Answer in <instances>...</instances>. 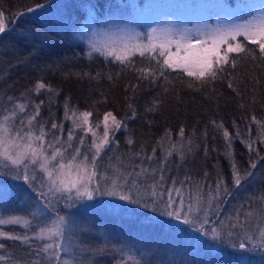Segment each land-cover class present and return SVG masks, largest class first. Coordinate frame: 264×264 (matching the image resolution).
Listing matches in <instances>:
<instances>
[{
    "label": "trees",
    "instance_id": "obj_1",
    "mask_svg": "<svg viewBox=\"0 0 264 264\" xmlns=\"http://www.w3.org/2000/svg\"><path fill=\"white\" fill-rule=\"evenodd\" d=\"M116 1L119 0H0V9H3L6 17L15 14V19L8 24L10 30L0 34V117L16 103L44 100L40 119L50 127L53 121H64V104L68 100L70 108L80 112L92 111L90 121L96 123L107 111H113L117 118L129 116L132 110L128 105L132 104L136 117L126 121L127 130L122 128L116 133L119 148L111 154L116 158L105 159L104 169L115 176L122 169L131 171L129 165L165 167L166 177L183 180L188 175L193 182L203 185L205 192L208 186L215 188L217 180L222 178L233 193L221 213L225 226L220 227L227 228L232 222L230 216L233 211L264 190V160L250 153L242 142L249 138L246 129L250 125L251 139L260 148V156H264V144L257 140L258 126L251 121L253 115L264 121V61L253 60L251 56L238 58L237 68L231 76L225 75L200 91L189 87L191 78L180 74L179 70L169 71L168 81L160 79L150 85L147 81L138 80L139 74L131 67L109 62L98 53H94L92 58L86 55L89 40L93 38L81 25L86 19L89 21L91 14L99 20ZM90 4L97 5L98 13H93L87 7ZM93 25L101 24L94 22ZM133 59L136 67L149 66L146 57L136 56ZM83 73L91 75H78ZM96 73H100V76L94 79ZM109 75L112 79L108 78ZM37 81L51 85L59 94L42 91L37 96L29 92ZM230 81L234 88L228 87ZM131 85H139L135 93ZM154 100L159 101L156 109L146 111ZM213 120L217 123L222 121L234 137L237 130L241 134L240 138L233 140L231 158L225 155V139L221 130L212 124ZM181 127L185 130L183 140L179 136ZM166 130H170L167 138ZM129 137L134 141L132 144L126 143ZM189 139L193 151L181 161L179 146L181 143L187 146ZM158 141L162 142L163 147L157 146ZM172 143H176L177 148L171 157H167L169 163L158 164L157 159L162 161L166 157ZM154 147L155 157L147 160L145 157L152 155ZM142 148L143 156L138 155ZM232 159L242 175L246 170H251V162L257 164L256 169L252 170L254 175L239 188L233 184ZM205 172L208 173L207 177ZM146 183L150 184L151 181ZM0 185L9 188L7 199H12L11 191L15 189H20L25 195L29 193L32 199L35 197V193L23 181L11 177L0 178ZM251 203L254 208L259 207L255 200ZM90 204L102 205L104 214L98 218L88 214L93 220L82 224L77 222L79 228L72 237L77 240L76 252L78 257L83 258V264H118V261L127 260L129 256L142 264H233L239 263L241 257H248L249 260H243L249 264L255 260L258 261L254 262L256 264H264V248L242 250L230 247L212 239L211 235L197 232L198 225H186L161 215L159 211L152 212L118 197H99ZM59 207L63 213L82 206L78 204L75 208L66 209L61 202ZM96 210H99V206H96ZM217 223L220 224L219 221ZM214 226L210 224L207 227ZM13 227L3 226L7 230H13ZM167 233H176L179 240L185 239L198 252L193 254L183 244H172ZM0 243L5 244L0 249V256L8 259L9 264L44 263L43 255L35 254L38 246L32 249L22 241L8 238L0 239ZM97 248H103L104 252L97 253Z\"/></svg>",
    "mask_w": 264,
    "mask_h": 264
},
{
    "label": "snow or ice",
    "instance_id": "obj_2",
    "mask_svg": "<svg viewBox=\"0 0 264 264\" xmlns=\"http://www.w3.org/2000/svg\"><path fill=\"white\" fill-rule=\"evenodd\" d=\"M87 7L93 13L99 11L96 4ZM246 7L250 10V18L242 23L197 29L194 32L189 29L164 27L152 28L147 33H141L132 30L128 25L110 24L114 31L108 34V38L102 43L90 39L86 55L92 58L94 53H98L109 62L131 67L139 74L138 80L147 81L150 85L160 79L168 81L167 73L179 70L180 74L191 78L188 86L200 91L205 85L214 83L225 75L231 76L237 68L238 58L251 56L253 60L264 61V0H260L258 4L249 3ZM251 12L255 14L252 15ZM12 19H15V14L6 17L3 9H0V34L10 30L8 24ZM94 22H98L97 16L92 15L90 28ZM136 56L146 57L149 66L136 67L133 59ZM99 76L100 73H96V77L93 78ZM108 78L112 79L111 75ZM138 86H130L133 93ZM228 87L234 88L231 81ZM42 91L53 95L59 94L43 81H37L29 90L37 96ZM51 102L50 97L49 104ZM44 103V100L38 103L31 100L27 104L16 103L0 117V178L11 177L23 181L31 192L35 193L34 199L40 217L47 222L33 229L32 237L27 234L19 236L3 230H0V236L25 244H30L33 238L41 241L35 254L39 256L43 253L47 264H83V258L78 257L74 251L76 245L70 239L79 226L70 213L62 214L59 205L62 202L64 208L71 209L83 200L91 201L97 197L108 196L118 197L122 201L150 209L152 212L159 211L161 215L172 217L186 225H198L197 232L205 236L211 235L212 239L226 243L230 247L242 250L264 248V190L258 195L254 194L249 201L235 209L230 216L232 222L227 228H221L220 224L223 223L221 213L228 198L233 195L222 178L217 180L215 188L208 186L205 192L204 186L199 182H193L192 177L188 175H185L183 180L166 177L165 167L145 168L142 165H129L131 171L122 169L115 176L104 169L105 159L116 158L111 155L119 148L116 133L122 128L127 130L126 121L136 117L132 104L128 105L132 110L129 116L117 118L113 111H107L103 114L102 121L98 120L93 124L90 121L92 111L80 112L76 108H70L66 100L64 121H53L49 127L46 121L40 119ZM158 104L159 101L154 100L146 111H154ZM67 121H71L72 124L65 136L64 124ZM251 121L259 129L257 140L264 144V121L258 120L255 115L251 117ZM212 124L221 130L225 139V155L231 158L233 140L241 136L239 130L234 137L222 121L217 123L213 120ZM246 131L249 138L242 142L250 153H255L259 159L264 160V156H260V148L255 146L256 141L251 139L250 125ZM169 134L170 130H166L165 138L169 137ZM179 136L182 140L185 138L183 127L179 130ZM133 142L130 137L126 139L127 144ZM157 146L163 147L162 142L158 141ZM179 147V158L184 161L187 154L193 151L191 139L188 140L187 146L181 143ZM176 148V143L169 145L166 157L162 161L157 159L156 162L167 165L169 163L167 157H171ZM155 154L156 147L153 148L152 155L145 158L153 160ZM138 155H144L143 148ZM256 167L257 164L251 162L249 165L251 170H246L242 175L232 159L234 186L239 188L242 183L247 182L254 175L252 170ZM207 175L205 172V177ZM148 180L151 181L150 184L146 183ZM252 200L258 203V208L253 207ZM20 223L27 227L30 221L19 216L0 219V225ZM210 224L216 226L207 227ZM4 247L5 244L0 243V249ZM95 251L103 253L104 249L97 248ZM4 259L5 257L0 256V260ZM129 262L142 264L132 256L127 260L121 259L118 264ZM239 264H244L243 257L239 259Z\"/></svg>",
    "mask_w": 264,
    "mask_h": 264
},
{
    "label": "rangeland",
    "instance_id": "obj_3",
    "mask_svg": "<svg viewBox=\"0 0 264 264\" xmlns=\"http://www.w3.org/2000/svg\"><path fill=\"white\" fill-rule=\"evenodd\" d=\"M139 1V2H138ZM119 0L109 8L103 16H101L97 23L100 26L89 27V21L86 19L81 26L82 29L89 33L90 37L96 41L104 42L108 38V34L114 31L113 25H128L129 28L136 32L147 33L152 28H164L174 27L180 29H189L193 32L197 29H205L208 27L225 26L232 23H242L244 20L250 18V10L246 7L249 3H260V0ZM59 13V12H58ZM60 14V13H59ZM252 15L255 12H251ZM92 16V14L90 15ZM28 103V102H27ZM103 117L100 121H102ZM72 122L68 121L65 127V136L67 135V129L71 127ZM95 124V123H93ZM103 125L101 124L100 131H102ZM89 137L91 134H88ZM25 190V189H24ZM9 188L0 185V219H7L11 216H19L30 221L29 226L20 224H8L0 225V230L9 232L11 234L22 236L27 234L33 236V229L43 226L47 221L40 217L38 208L36 207L35 199L31 198V195L27 193L25 195L19 189L11 191L12 199H7ZM21 192V194H19ZM19 194V195H18ZM18 195V199L15 201V196ZM100 198H109L108 196ZM99 199V197H97ZM12 200V201H11ZM94 200H83L79 203L80 207L72 209V211L63 212L70 213L76 223L82 224L86 221L93 220L88 216L92 215L94 218H98L103 212L102 205H92L90 202ZM89 202V203H87ZM82 203V204H81ZM109 204V203H108ZM96 206H99V210H96ZM19 207V208H17ZM109 207V206H108ZM14 208V209H13ZM24 211L23 213L21 212ZM24 209V210H23ZM13 210V211H12ZM16 210V211H14ZM111 211V209H110ZM35 213V216H33ZM225 222L220 224L224 227ZM4 227L14 226L13 230L4 229ZM141 228V226H139ZM169 234V233H167ZM172 244H183L185 248L189 249L193 254L197 253L196 247L190 246L185 239H178L176 233H170L168 235ZM6 237L0 236V239ZM74 245L77 244V240L72 236L70 237ZM41 241L33 238L28 245L29 248H36ZM67 243V241H66ZM31 249V250H32ZM38 250V247L35 249ZM77 250V245L74 251ZM78 251V250H77ZM43 255V264H47V260ZM242 255V254H241ZM67 258V257H62ZM244 260H249L248 257H243ZM8 259L0 260V264H9ZM251 262V260H250ZM254 262H257L255 260ZM253 264H256L254 263ZM239 264V263H233ZM244 264H249L248 261H244Z\"/></svg>",
    "mask_w": 264,
    "mask_h": 264
}]
</instances>
